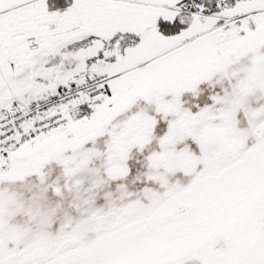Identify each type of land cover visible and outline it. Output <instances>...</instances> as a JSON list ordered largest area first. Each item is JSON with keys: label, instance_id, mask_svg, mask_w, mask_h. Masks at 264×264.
Masks as SVG:
<instances>
[{"label": "snow or ice", "instance_id": "6c2138e0", "mask_svg": "<svg viewBox=\"0 0 264 264\" xmlns=\"http://www.w3.org/2000/svg\"><path fill=\"white\" fill-rule=\"evenodd\" d=\"M0 264H264V0H0Z\"/></svg>", "mask_w": 264, "mask_h": 264}]
</instances>
